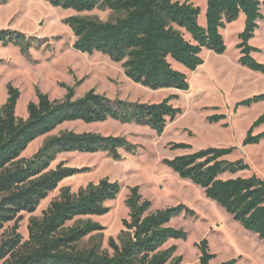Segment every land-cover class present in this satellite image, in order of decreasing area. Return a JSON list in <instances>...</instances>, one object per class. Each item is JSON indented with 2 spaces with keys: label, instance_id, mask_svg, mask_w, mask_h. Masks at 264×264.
Here are the masks:
<instances>
[{
  "label": "trees",
  "instance_id": "obj_1",
  "mask_svg": "<svg viewBox=\"0 0 264 264\" xmlns=\"http://www.w3.org/2000/svg\"><path fill=\"white\" fill-rule=\"evenodd\" d=\"M54 7L73 10L77 14L94 10L109 11L117 17L101 22L80 16L64 20L75 37L73 49L82 54L99 53L121 63L124 75L132 82L153 91L174 89L187 91L185 74L173 69L171 61L195 71L203 64L201 53L216 54L225 51L220 30L245 15L244 26L238 34V63L249 70L264 74V65L252 58L258 51L249 44L264 20V0H207L205 26H200V8L189 1L179 0H45ZM6 0H0V4ZM0 44L21 46L28 58L33 40L9 29L0 30ZM0 63L2 61L0 60ZM7 98L0 110V231L13 223L8 237L0 241V264H180L174 257L176 246L163 249L169 240L187 239V233L169 227L170 221L181 214L193 212L183 205L149 212L151 202L139 194V187L130 188L125 205L128 220L123 221L118 243L109 239L111 253L97 246L78 249L80 241L101 230L97 223L66 229L65 224L81 217H102L120 193V185L108 179L88 185L77 194L63 190L57 200L42 213L31 218L27 239L17 232L21 213L32 214L40 202L58 185L69 178L87 172L86 168L65 167L62 163L51 169L52 162L63 153H106L119 161L120 149L130 151L132 146L123 138L94 133L64 132L49 138L30 160L21 157L28 146L40 137L50 134L65 123H103L113 120L122 124L147 126L161 135L167 122H172L181 110L170 103L169 96L156 104L110 100L94 91L74 98V88H66L62 100H50L36 92L37 102H29L27 117L15 115L20 92L7 85ZM264 101V94L236 103L235 108L250 107ZM224 115H212L209 123H218ZM264 124L261 115L248 129L242 146L256 145L264 139V132L254 130ZM186 144H171L170 149H189ZM234 147L206 148L187 155L163 160V164L180 179L200 187L206 198L223 208L245 230L257 235L264 244V180L256 175L222 179L246 171L243 160L230 162L224 157ZM31 163L28 165V163ZM198 264H211L215 254L208 250L205 239L196 244ZM220 264H236L232 259Z\"/></svg>",
  "mask_w": 264,
  "mask_h": 264
},
{
  "label": "rangeland",
  "instance_id": "obj_2",
  "mask_svg": "<svg viewBox=\"0 0 264 264\" xmlns=\"http://www.w3.org/2000/svg\"><path fill=\"white\" fill-rule=\"evenodd\" d=\"M181 2L186 0H179ZM201 10L200 26H205L207 0H187ZM80 16L101 22L112 21L117 15L109 11L94 10L77 14L73 10L54 7L45 0H6L0 4V30L9 29L33 40L26 58L21 46L0 44V110L7 98V85L17 88L20 97L15 115L26 119L29 102H37L36 92L50 100H62L66 88H74V98L85 93L96 94L114 100L143 104H156L169 96L170 102L181 110L172 122H167L161 135L147 126L134 123L122 124L113 120L103 123H65L53 132L32 142L21 155L30 160L51 137L64 132L94 133L101 136L123 138L132 146L130 151L120 149L119 161L112 160L106 153L94 154L63 153L56 157L50 168L59 163L65 167L86 168L87 172L62 181L57 189L40 202L32 214L21 213L17 232L23 241L27 239V226L31 218H41L42 213L57 200L63 190L77 194L88 185H96L102 179L117 182L120 193L114 201L107 202L109 208L102 217H81L65 224V228L83 226L86 222L97 223L101 230L82 239L78 249L97 246L111 253L109 239L118 243L123 221L128 220L129 210L125 200L130 188L138 186L139 194L151 202L149 212L183 205L193 214H181L173 218L169 227L183 230L187 239L169 240L163 249L176 246L174 257H180V264H198L199 250L196 244L205 239L208 250L215 254L211 264H220L232 259L236 264H264V244L257 235L245 230L219 205L206 198L204 191L189 180L180 177L163 164L165 159L187 155L195 151L220 147H234L232 154L224 157L234 162L243 160L249 166L246 171L235 175L225 174L222 179L256 175L264 180V139L256 145L242 146L250 126L264 115V101L250 107L235 108L236 103L264 94V74L249 70L238 63V34L242 30L245 15L220 30L225 51L216 54L203 50V64L190 71L181 64L171 61L173 69L186 75L187 91L160 89L157 91L142 87L124 75L121 63L107 56L94 53L82 54L73 49L75 37L64 20ZM249 44L258 51L252 58L264 65V20ZM212 115H224L218 123H209ZM264 132V124L254 130V135ZM171 144H186L189 149L171 150ZM13 223L0 231V241L8 237Z\"/></svg>",
  "mask_w": 264,
  "mask_h": 264
},
{
  "label": "bare ground",
  "instance_id": "obj_3",
  "mask_svg": "<svg viewBox=\"0 0 264 264\" xmlns=\"http://www.w3.org/2000/svg\"><path fill=\"white\" fill-rule=\"evenodd\" d=\"M198 23H199V22H198ZM200 23H201V19H200ZM200 23H199V24H200Z\"/></svg>",
  "mask_w": 264,
  "mask_h": 264
},
{
  "label": "water",
  "instance_id": "obj_4",
  "mask_svg": "<svg viewBox=\"0 0 264 264\" xmlns=\"http://www.w3.org/2000/svg\"><path fill=\"white\" fill-rule=\"evenodd\" d=\"M31 163V161L28 163V165Z\"/></svg>",
  "mask_w": 264,
  "mask_h": 264
}]
</instances>
